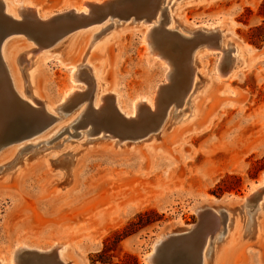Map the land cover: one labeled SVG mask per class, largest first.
<instances>
[{
  "label": "rangeland",
  "instance_id": "rangeland-1",
  "mask_svg": "<svg viewBox=\"0 0 264 264\" xmlns=\"http://www.w3.org/2000/svg\"><path fill=\"white\" fill-rule=\"evenodd\" d=\"M10 1L15 6L36 5L49 17L39 18L41 24H36L45 30L43 34L27 31L29 18L21 16V29L0 37L10 63L24 79L29 100L19 96L16 88L17 93L13 92L0 61V113L6 109V114L13 115L11 102L34 101L38 114H44V106L58 104L73 86L72 72L89 67L90 40H95V46L102 43L91 53L97 75L94 85L77 80L80 88L75 99L50 113L54 120L46 130L0 150V264H9L20 243L48 249L55 242L68 245L65 259L71 264H149L145 255L162 233L180 234L164 244L166 254L179 251L189 239L197 242L196 229L203 223L193 210L196 205L236 207L247 226L245 235V229L236 233L233 243L223 249L217 264H264V216L260 218L263 232L256 230L248 236L256 212L259 207L264 209V189L243 207L239 202L264 177V0H178L164 5L168 11L163 10L162 21L145 18L144 22L134 15L132 24V16H125L130 0H99L98 6L110 7V12L98 22L90 15L94 9L82 15L68 10L79 8L85 0ZM146 1L150 7L144 12L157 4V0ZM115 21L118 26L111 28ZM180 23L220 25L224 37L240 48L239 65L219 79L221 50L198 48V77L189 103L177 108L173 121L163 129L160 126V132L150 138L146 133L159 124L166 104L180 98L183 87L177 74L182 44L166 38L161 29L180 31ZM147 26L153 44L163 43V56L148 51L149 44L144 42ZM30 46L39 47L41 53L32 57L38 97L30 93L25 78L29 69L25 58L33 54L22 52ZM81 58V67L75 68ZM167 61L173 75L168 81ZM101 94V105H97ZM137 97H155L163 110L156 103L151 117L144 104L136 117L125 116L122 109L130 110ZM78 100L83 101L76 105ZM115 112L124 114L129 126L119 116L115 122ZM59 126L67 131H58ZM117 140L122 141L116 145ZM77 159L73 177L71 164ZM59 162L69 163L63 168L64 177ZM150 210L155 213L138 218ZM226 214L228 225L230 216L233 220L238 213ZM192 225H199L196 232L181 236L186 232L182 229ZM227 231L216 240L218 244ZM70 244L76 252L70 251Z\"/></svg>",
  "mask_w": 264,
  "mask_h": 264
},
{
  "label": "bare ground",
  "instance_id": "bare-ground-1",
  "mask_svg": "<svg viewBox=\"0 0 264 264\" xmlns=\"http://www.w3.org/2000/svg\"><path fill=\"white\" fill-rule=\"evenodd\" d=\"M177 1L178 0H157V4L155 3L154 4L155 6L153 5L154 10L152 8V10L149 9V10H147V12H144L142 10H145L146 7L147 8L150 7L149 5L146 6V4H145L147 2L146 0H137V2H131V0H130L129 1L130 3L129 4L127 3L128 5L126 4L127 5L126 10L129 11V14L127 12V14L125 16H128V15L132 16L131 19H129L130 24L135 22L134 21L135 19L133 18L134 15L140 17V20H144L146 18V21H148V20L152 21V22H158V20L162 21L163 16H164L163 10H165L166 13L168 11V10H166L167 6H164V5H166V4L169 5L171 2L176 3ZM98 3H101V2L99 0H87V1L85 0V1H83V4L79 8L78 7H69L68 10L71 11L70 13H73L76 15H82V14L88 13L89 9L90 10L94 9L96 6H98ZM150 5L152 6V4H150ZM21 16H27L29 18V20H26V22L27 21L28 22L25 23L26 24L25 29H27V31H29L31 34L40 35V34L45 33V30L43 32V30H40L39 27L36 28V24L37 25L41 24L39 21V18L40 19L42 18V20H44V19L48 18L49 16L42 15L38 6L33 5V4H28V3H24V5H21V6H15V5H13V3L10 0H0V23L5 24L4 28L2 30L4 33L8 32L9 34H11L13 32H17L19 29H21L19 27V23L21 22V20H20V22L18 20ZM125 16H120V17L125 18ZM168 19H169V23H172V21H173L172 17H169ZM71 20H72V18L70 19V21ZM146 21L144 20V22H146ZM25 24H23V25H25ZM44 26H46V25H44ZM116 26H118L117 21H115L113 23L111 28H115ZM180 26L182 27V29L180 31H178V30L176 31L175 27H170L167 29L160 27L162 29V32L165 33L164 36H166V38L169 37L170 40H173L174 42L176 41V43L179 45H180V43L182 44L181 53L179 55L180 56V60H179L180 63L178 62L179 63L178 64L179 69H177L178 70L177 74H178L179 80L183 84V87L181 88L182 90L180 91V95H178V97H180V98L178 100L173 99L174 101H171L170 103L166 104L165 109L162 112V117H161V120L159 121V124L157 126L153 125L154 127L150 126L151 129L148 130V133H146V135H150V138L155 137L157 132H160L159 128L162 127V129H163V128L167 127V125L169 123H171V121H173L171 117L173 116V113L177 110V108H182L189 103V98H190L192 90L194 88L195 79H197V77H198V66L200 64V57H198L199 54L196 53L198 48L199 49L202 48L203 50L206 48L220 49L221 50L222 54L218 58V62H217L218 63L217 64L218 65L217 70L219 73V74L218 73L217 74H218L219 79H223L222 77L226 78L231 73V71L239 65L238 60H240V59H239V53L238 52H239L240 48L237 45L235 46V43L233 41L228 40L227 37H224V35H223L224 30L220 25H204V26L197 25V26L191 27V26L186 25L185 23H180ZM42 28H43V26H42ZM160 28H159V30H160ZM46 30H48L47 27H46ZM8 33H7V35H9ZM20 33H22L21 30H20ZM24 33H26V32L24 31ZM155 34H157V31ZM161 35H163V34L161 33ZM1 39H3V37ZM41 39H45V38H41ZM155 39H157V38H155ZM94 41L95 40L91 39L89 44H88L89 45L88 46L89 51H88V56L86 58H88L89 67L83 69V71H80L78 69L77 71L74 70L72 72L71 77H72L73 86L63 94V96L59 100L58 104L51 105L50 107L44 106V110H43L44 114H38V112L33 107L34 101L24 103L25 101L23 100L24 102L20 103V104H17L16 102H11L10 103L11 110H12V112H15L12 116H15L18 114L24 115V116L29 117V118L37 116L40 122L47 123V122L51 121V120H49V118L51 116L50 115L51 112L52 113L56 112L57 109H59V107L65 106L69 100H72L77 95L76 92L80 88L77 85V82H78L77 80H88V81L92 82V84L94 85V81L96 82L97 75H96V67L92 66V64L90 63L91 59H92L91 53L93 50H95L99 46H101V43H102L101 42V43L97 44V46H95ZM201 41H203V42H201ZM144 42L149 44L148 45V51H150L151 54L154 53V54H157L159 56H163V53H165L164 50L162 49V46H161L163 43L157 44V45L153 44V38L151 37L150 27H148V26L144 32ZM166 42H168V41H166ZM170 42H172V41H170ZM198 42H200V43L198 44ZM1 43L2 42H0V49L3 50L4 55L0 51V61L5 67L6 74L8 75L9 83L12 86V90H13V92L14 91L16 92V90H15V88H16L17 91L21 94L19 96H22L25 100L26 99L28 100V98L25 95L26 94V92H25L26 91V84L24 83V79L20 77L16 68H14V66L10 63L9 56L6 54L5 44L2 46ZM193 44H195L194 47L192 46ZM245 49L248 52L252 51L249 47H246ZM39 52H40L39 47L34 48V46H32V47L30 46V48L28 50L22 52L23 55L24 54L27 55V53L33 54V56H26V58H25V62L27 63V67L29 68L25 72V78H26V81H27L28 86L30 88V93L35 97H38V94L36 92V87H35V70H36V68L33 69L32 57H37V55L39 56L41 54V53L39 54ZM3 56H5V58ZM156 58L159 59L158 57H156ZM16 60L18 62L21 61L18 59V57H16ZM82 63H83V60L81 58L80 64L77 63L75 65V68H80ZM170 63H171V61H170ZM164 64L167 66V72L165 73V79H166V81H168L170 79V76H171L168 72V69H169L168 66L170 67V64L168 61H167V63H164ZM177 70H175V71H177ZM19 71L21 73L20 69H19ZM0 73H1V71H0ZM3 75H4V73H3ZM172 76H171V78L173 79ZM0 79L2 80L3 78L0 76ZM1 80H0V82H1ZM5 83H6V81H5ZM3 84H4V82H3ZM179 84H180V82H179ZM162 86L163 85L159 86L160 89ZM163 89H165V88H163ZM177 90H179V89H177ZM11 94L12 93H10V95ZM12 99H14V98H12ZM19 99H21V98H19ZM157 99H159V98H157ZM160 100H161V98H160ZM82 101L83 100H78L76 102V105H79ZM101 101H102V94L100 96H98L96 104L99 105L101 103ZM103 101H104V99H103ZM156 103H158V102H155V97L152 99H150L148 97H137L136 99H134L132 101L131 109L130 110L122 109V112L125 114V116L127 115L129 118L132 119L139 114L138 112L142 108L141 105L146 104L148 106H146L147 108L145 107V105L143 106V107H145L144 111L147 109L149 111V115L151 117H153L154 115L152 116L151 110H153V109L155 110ZM163 104H165V103H163ZM175 106H176V108H175ZM161 107L163 110V106H161ZM18 109H19V112L17 111ZM81 109H82L81 110V112H82L85 109V104H84V106L81 107ZM51 110H54V111H51ZM140 111L142 112V110H140ZM184 111L185 110L181 109V113H183ZM39 113H42V111H40ZM95 113H97V112H95ZM115 113L113 116V117H115V119H113L115 122L117 120H119V118H120L127 126H129L130 122H128V120H126L124 118V116H123L124 114L123 115L120 114L121 116H123V117H121L119 114H117V113L115 114ZM145 113H146V111H145ZM98 114H100V113H98ZM140 114L143 115L142 113H140ZM55 116H57V115H55ZM117 116H119V118H116ZM149 123H147V125ZM48 127L44 128L43 130H46ZM101 128H103V127H101ZM31 129H32V127H31ZM63 129L66 130L67 128H65L64 126H59L58 131L63 130ZM43 130H41V131H43ZM27 133H28V131H27ZM75 135H80V133H76ZM142 136H144V135H141V137ZM100 138H102V137H100ZM100 138H97V139L99 140ZM121 141L122 140H117V141H115V144L118 145V144H120ZM78 159L76 160V162H74V164L73 163L71 164V170H72L71 175L73 177H74V168L77 165ZM68 164L69 163H67V162H59L57 164L58 166L61 167V170H59L61 177H64V175L66 174L64 172V169L66 167H69V166H67ZM263 189H264V177L258 183L253 184L250 192L242 200L239 201L241 203V207H243L247 203V201H249V199L251 198L252 195L257 194L256 192L259 193V191H262ZM259 208L260 209L258 210V212H256V215L254 216L255 218H253L251 221V228H249L248 236L250 234H254V232L256 230H257V232H260V233L263 232L262 231L263 225H262V222H260V218L264 216V212H263L264 209L262 207H259ZM219 209H224L225 212H224V210L219 211ZM193 210L200 217V221L203 223L202 224L203 227L200 229H196V228H198L197 226H199V225H192L190 227L183 228L182 230L186 231V232L184 234H181V236L188 237V235L193 233V231H195V229H196L199 231L197 242L194 241L193 239H189L188 243H186L183 247H181L179 251H176V252L174 251L172 253L165 254V257L164 256L159 257L160 250L164 246V244L168 241V239L175 236V235H180L179 233L173 235L174 231L169 230L168 232H165V233H162L161 235H159L157 240L154 242L151 251L145 255L146 262H148L149 264H160V263H158L159 259L162 260V262H163L165 260V258H169V260L174 259V260L178 261V264H180L182 258H186L188 260H192L193 264H217L219 259H220V256H221L223 249L225 247H227L228 245L232 244L233 241L236 239L235 238L236 233H239V235H240V233L245 229L244 235L246 234V230H247L246 227L247 226L243 222V216L240 215L239 210H236V207L235 208L229 207V206L224 207V206L220 205L218 208L211 206L209 209H205L204 206H202V205H196L193 207ZM234 211L238 214H234V215H236V217L233 220L230 216V221L228 222V225H227L226 219L224 221V218L228 217L227 216L228 214H226V213L234 212ZM223 214H226V216L223 217ZM226 228L228 229V231L226 232V236L224 237L223 241L220 244H218L216 240H218V241L221 240V238L225 234ZM196 237L197 236H195V238ZM68 248H69L68 245L63 243V242H55L48 249H41L38 247L29 246L26 243H20L13 250L12 255H11L8 263L9 264H18L19 254L22 252L23 249H29V250L44 251L46 253H51V254L55 253L57 258H59L64 264H71L65 259V257H66L65 254L67 253Z\"/></svg>",
  "mask_w": 264,
  "mask_h": 264
},
{
  "label": "water",
  "instance_id": "water-1",
  "mask_svg": "<svg viewBox=\"0 0 264 264\" xmlns=\"http://www.w3.org/2000/svg\"><path fill=\"white\" fill-rule=\"evenodd\" d=\"M109 4L113 5L112 2ZM109 12H110V7L104 8V7L97 6L96 8H94L93 11H91L90 15L92 16L91 17L92 19L98 22L99 20H102L104 17H106ZM83 18H85V16ZM4 25L5 24L0 23V36H3L4 32L2 30L4 28ZM4 98L5 97L3 96L2 100H4ZM114 110L117 111L115 107H114ZM49 120L51 121L47 123H42L39 121L37 116H34L32 118H29V117H26L20 114L15 115V116H12V115L10 116L9 113L6 114V109L1 111L0 113V150L10 144H15V143L24 141L26 139L32 138L30 136L50 126V124L54 120V117L50 116ZM144 134L145 133L141 135H144ZM126 137H128L131 140H134L133 135H127ZM166 249L167 248L165 247L161 248L159 257H163V256L165 257V254L167 253ZM18 264H64V263L59 258H57L55 253L51 254V253H46L44 251H39V250L23 249L22 252L19 254ZM160 264H178V261L174 259L169 260V258H165V260L161 262ZM180 264H193V261L188 260L186 258H182Z\"/></svg>",
  "mask_w": 264,
  "mask_h": 264
},
{
  "label": "trees",
  "instance_id": "trees-1",
  "mask_svg": "<svg viewBox=\"0 0 264 264\" xmlns=\"http://www.w3.org/2000/svg\"><path fill=\"white\" fill-rule=\"evenodd\" d=\"M152 213H155V211L150 210V211H147V212H145V213H141V214L138 215V218L143 219V217H144L145 215L152 214Z\"/></svg>",
  "mask_w": 264,
  "mask_h": 264
},
{
  "label": "crops",
  "instance_id": "crops-1",
  "mask_svg": "<svg viewBox=\"0 0 264 264\" xmlns=\"http://www.w3.org/2000/svg\"><path fill=\"white\" fill-rule=\"evenodd\" d=\"M71 250H73V251L76 252V250H75V248H74V244H70V251H71ZM68 251H69V249H68ZM68 251H67V253H68Z\"/></svg>",
  "mask_w": 264,
  "mask_h": 264
}]
</instances>
